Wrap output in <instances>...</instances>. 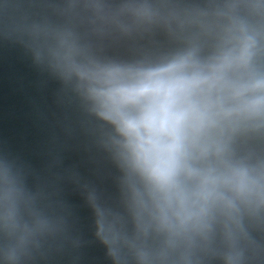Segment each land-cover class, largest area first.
Instances as JSON below:
<instances>
[{
	"label": "water",
	"instance_id": "95a60500",
	"mask_svg": "<svg viewBox=\"0 0 264 264\" xmlns=\"http://www.w3.org/2000/svg\"><path fill=\"white\" fill-rule=\"evenodd\" d=\"M0 264H264V0H0Z\"/></svg>",
	"mask_w": 264,
	"mask_h": 264
}]
</instances>
